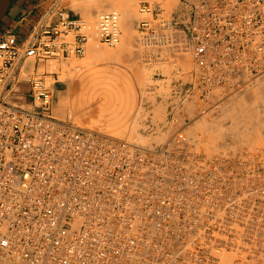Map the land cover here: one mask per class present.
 <instances>
[{
  "label": "built area",
  "instance_id": "1",
  "mask_svg": "<svg viewBox=\"0 0 264 264\" xmlns=\"http://www.w3.org/2000/svg\"><path fill=\"white\" fill-rule=\"evenodd\" d=\"M180 2L181 16L141 0L148 55L189 49L203 98L264 79V0ZM80 22L56 8L25 48L12 31L0 37V264H218L196 239L208 220L239 217V163L226 180L224 153L209 156L185 129L142 145L60 117L59 75L39 67L84 53L86 35L63 37ZM120 33V13L103 12L101 40Z\"/></svg>",
  "mask_w": 264,
  "mask_h": 264
},
{
  "label": "rangeland",
  "instance_id": "2",
  "mask_svg": "<svg viewBox=\"0 0 264 264\" xmlns=\"http://www.w3.org/2000/svg\"><path fill=\"white\" fill-rule=\"evenodd\" d=\"M159 1H163L168 15L173 14L177 5L183 7L180 0ZM140 3L141 0L64 1L63 9L68 11L71 17L81 20L82 29H72L67 36L63 35V37L74 41L76 35L84 34L87 39L84 44V53L71 55L60 61H50L46 66L42 64L39 67L40 72L46 69L57 72L61 82L66 84V89L58 101L56 112L62 118L80 127L100 131L103 126L93 124L96 121L103 122L98 112L102 110L105 116H111L113 113L109 108L102 109L100 106L106 103V106L110 107L113 103L117 104L125 100L133 115H136L138 121L135 119V122L139 126L138 124L135 126L136 132L134 127L128 126L125 132L123 130L124 134L118 133L119 136L116 138L142 145L164 143L176 130L187 128L185 130L189 131L191 129L190 132H187L191 134L192 128L194 131L196 127L197 130L194 132L197 135L194 132L192 135L197 137V141L201 142L200 145L203 144L202 142L205 143L202 148L210 149L207 152L211 157L220 151L231 153L227 156L226 153L222 154L225 155L224 163L230 170L228 174H231L230 177L227 175L226 180L232 178L231 181H233V176L236 173L231 172L234 166L232 165L233 159L241 163L236 168L239 171L237 179L241 184L239 217L237 219L208 220V233L199 236L196 242L198 240L199 243L206 244L211 263L217 257L219 258V260L216 259L218 264H264V83L261 82L264 79L257 80L256 84L252 83L248 86L247 90L252 89L250 91V93L253 92L252 98L258 95L254 99L251 98L247 104L238 102V105L228 106L230 101L239 97L238 94H241L242 91L232 94L228 92L230 95L224 92L227 96L224 93L222 95L227 97L229 103L224 99L228 104L222 100L221 105L213 107H218L216 110H212L213 113L206 111L212 107L211 103L217 101L219 94L212 93L203 98L193 91L195 60L189 49H178L175 46L166 45L162 49L153 47L154 55L147 54L148 48L142 45L139 38V21L144 16L140 11ZM127 5L132 7L131 18L127 15ZM113 10L120 13L121 39L115 45L102 41L99 35L100 15ZM93 21L96 24L97 34L93 32L94 27L91 24ZM92 41L97 42L98 48H107L113 52L107 56L104 63L99 60L97 53L91 51ZM105 66L107 67L105 68ZM31 67L33 68L30 70L33 72L34 65ZM103 68L106 70V76L98 77ZM256 86H260L257 87L258 90ZM62 87L63 85L59 83L58 92L62 91ZM259 94L262 95L259 96ZM228 96L233 97L229 98ZM21 98L25 99V97ZM93 100H95V105L91 104ZM194 100L197 101L194 102ZM61 101L63 107H59ZM196 108L198 109L196 110ZM199 110L201 113L203 112L202 116ZM207 114L210 117L214 116L210 118ZM202 118H206L205 121ZM201 119L203 120L201 123L205 124L207 128L205 126L202 128ZM188 122H191L190 125ZM188 125L190 129H188ZM199 125H201V129ZM105 131L110 134L114 133ZM154 135L155 138H153ZM157 135L161 138L166 136V138L161 141ZM230 147L232 148L230 149ZM236 155L239 158H236ZM252 166L255 168L252 169ZM225 207L232 208V204H226ZM230 211V208H226L225 216H228Z\"/></svg>",
  "mask_w": 264,
  "mask_h": 264
},
{
  "label": "bare ground",
  "instance_id": "3",
  "mask_svg": "<svg viewBox=\"0 0 264 264\" xmlns=\"http://www.w3.org/2000/svg\"><path fill=\"white\" fill-rule=\"evenodd\" d=\"M171 3V2H170ZM169 8V7H168ZM175 11H176V13L178 14V15H183V12H184V10H183V7L182 6H179V5H177L175 8ZM126 10H127V15L129 16V18H131V15H132V7H131V5H127L126 6ZM92 25H93V27H94V29H93V32L95 33V34H97V31H96V24H95V22L93 21L92 23H91ZM92 39V38H91ZM90 49H91V51H94V53H97L99 56H97V55H95V56H97L98 58H99V60L102 62V63H104L105 61H106V59H107V56L108 55H111V54H113V52L112 51H110L109 49H107V48H98L97 47V42L95 43V42H91V44H90ZM96 50V51H95ZM107 54V55H106ZM194 57V56H193ZM100 61H99V65H100ZM107 66H105V68H106ZM104 76H106V70L103 68L101 71H100V73L98 74V77H104ZM260 80V79H259ZM261 82H263L264 83V80L263 81H261ZM255 83V82H254ZM263 83H262V85H263ZM256 84V83H255ZM258 84H260V83H258ZM74 85V87H75V84H73ZM251 87V86H250ZM255 87V86H254ZM253 87V88H254ZM257 87H260V86H256V88ZM248 88V87H247ZM247 88H246V91H242V93L241 94H238L239 95V97H237L236 99H234L233 101L231 100L230 101V103L227 101L228 99H226L227 97V95L225 96V98L224 99H226V101L229 103H227V102H225V100H224V102L225 103H227L228 104V106H234V105H238V102L241 104V103H243V104H247L248 102H250L251 101V98H252V93L253 92H251L250 93V91H252V89L250 88L249 90H247ZM259 88H257V90H258ZM255 91H256V89H254ZM255 91H254V93H255ZM257 92V91H256ZM263 92V91H262ZM228 93V92H227ZM238 93V92H237ZM246 93V94H245ZM248 93H250V95H248ZM259 93H261L260 92V90H259ZM229 94V93H228ZM232 94V93H231ZM256 94V93H255ZM60 95V94H59ZM196 95H198V94H196ZM218 95V94H217ZM230 95V94H229ZM235 95H237V94H235ZM258 95V94H257ZM257 95H255L254 96V98L257 96ZM260 95H262V94H259V96ZM199 96V95H198ZM223 96V95H222ZM222 96H220L219 95V97H222ZM223 96V97H224ZM233 96H234V94H233ZM232 96V97H233ZM61 97H62V93H61ZM214 97V96H213ZM218 97V96H217ZM218 97V98H219ZM229 98H232L231 96H228ZM263 97V96H262ZM195 98V97H194ZM197 98V97H196ZM195 98V99H196ZM215 98V97H214ZM235 98V97H234ZM238 98H239V100H238ZM254 98H252V99H254ZM258 98V97H257ZM256 98V99H257ZM220 99V98H219ZM255 99V100H256ZM259 99H260V97H259ZM258 99V100H259ZM198 100V99H197ZM196 100V101H197ZM200 100V99H199ZM230 100V99H229ZM94 101L95 100H93L92 102H91V104H93V105H95V103H94ZM195 100H194V102H196ZM224 102H223V104H224ZM259 102V101H258ZM199 104V103H198ZM227 104H225V105H227ZM201 105V104H200ZM203 105V104H202ZM201 105V106H202ZM199 106V105H198ZM205 106H207V105H205ZM209 106V105H208ZM59 107H63V102L61 101L60 102V105H59ZM102 109H105V108H109L110 110H112L113 111V113L111 114V116H105L104 114H103V112H102V110L101 111H99L98 112V114L101 116V118L100 119H103V122L102 123H100V121L99 122H97L96 121V123L95 122H93V124H96V126H99V125H102L103 126V129L102 130H100V131H97V130H92V129H87V130H91V131H94V132H99V133H101V134H105V135H108V136H112V137H118L119 135H118V133H123V130H124V132H125V130H126V128L128 127V126H131L132 128L134 127V130H135V132H136V129H135V126L138 124H136V120L135 119H137V117H136V115H133V113L131 112V110H130V107H129V104L127 103V101H125V100H122V101H120L119 103H117V104H112L110 107L109 106H106V103L105 104H102L101 106H100ZM196 107H197V104H196ZM210 107V106H209ZM208 107V108H209ZM214 106H212V107H210L211 108V110H210V108H209V110H206V111H210L211 113H213V109H215L216 110V108H218V107H216V108H213ZM69 108V107H68ZM204 108V107H203ZM207 108V107H206ZM223 108V107H222ZM62 109V108H61ZM198 108H196V110H197ZM161 110H163V109H161ZM161 110H160V112H161ZM195 111V110H194ZM205 111V114L207 113ZM199 112H200V114H201V116H202V114H203V112L201 113V110H199ZM198 112V113H199ZM218 112V111H217ZM216 112V114H218ZM221 112V111H220ZM219 112V113H220ZM62 113V112H61ZM194 113V112H193ZM209 113V112H208ZM195 114H197V113H195ZM210 114V113H209ZM209 114H207V115H209ZM221 114V113H220ZM198 116V115H197ZM200 116V115H199ZM205 116V115H204ZM212 117L214 116V115H211ZM60 117H62V116H60ZM104 117H106V118H108V119H106L105 120V118ZM209 117H210V115H209ZM212 117H210V118H212ZM199 118V117H198ZM198 118H197V121H199L198 120ZM207 118V117H206ZM205 118V119H206ZM204 121H205V119L204 118H202ZM201 119V121H200V124L202 125L203 123H201V122H203V120ZM216 119V118H215ZM219 119V117L217 118V120ZM206 120H208V118L206 119ZM137 121H138V119H137ZM193 121V120H192ZM213 121V120H212ZM194 122V121H193ZM207 122V121H206ZM189 123V122H188ZM187 123V124H188ZM191 123V122H190ZM190 123H189V125H190ZM207 123H209V122H207ZM187 124H185L186 125V127H187ZM194 124H195V122H194ZM194 124H193V126H194ZM196 124H197V122H196ZM170 125V124H169ZM185 125H183V126H185ZM189 125H188V129H190L189 128ZM201 125H199L200 126V129H201ZM138 126H139V124H138ZM171 126V125H170ZM182 126V125H181ZM192 126V127H193ZM204 126H205V124H203V127L202 128H204ZM207 126H208V124H207ZM130 127V128H131ZM206 127V126H205ZM137 128V127H136ZM139 128V127H138ZM181 128V127H180ZM183 128V127H182ZM197 128H198V125H197ZM207 128V127H206ZM86 129V128H85ZM179 129V128H178ZM185 129H187V128H185ZM195 130H197L196 129V127L194 128ZM222 129V128H221ZM105 130H108L109 132H114L113 134L111 133H107ZM160 130V129H159ZM191 130V129H190ZM190 130L189 131H186V132H190ZM194 130V131H195ZM118 131H120V132H118ZM132 131V130H131ZM158 131V130H157ZM177 131V130H176ZM193 131V128H192V132H191V134L189 133V135L190 136H192V137H194L195 139L197 138V137H195V136H193L192 134H194V133H196V132H194ZM198 131H199V129H198ZM234 131V130H233ZM232 131V132H233ZM133 132V131H132ZM159 132V131H158ZM194 132V133H193ZM140 133V132H139ZM138 133V134H139ZM162 133V132H161ZM166 133V132H165ZM124 134V133H123ZM163 134V133H162ZM162 134H160V135H162ZM200 134V133H199ZM235 135H236V133H234ZM238 134V133H237ZM241 134V133H240ZM134 135V134H133ZM135 135H136V133H135ZM140 135V134H139ZM173 135V134H172ZM196 135H197V133H196ZM201 135V134H200ZM235 135H232V136H235ZM125 136V135H124ZM203 136V135H202ZM241 136H243V135H241ZM140 137V136H139ZM157 137L159 138V140H163V139H165L166 138V136H165V138H163L164 137V134H163V137L161 138V137H159L158 135H157ZM170 137V136H169ZM236 137V136H235ZM140 138H142V137H140ZM153 138H155V135H154V137ZM152 138V139H153ZM199 138V137H198ZM237 138V137H236ZM238 138H239V136H238ZM129 139V138H128ZM134 139V138H133ZM150 139V138H149ZM167 140V139H166ZM165 140V141H166ZM251 140H252V137H251ZM153 141V140H152ZM201 141V140H200ZM203 141V140H202ZM151 142V141H150ZM199 142V141H198ZM163 143V142H162ZM162 143H160L159 142V144H162ZM200 144H201V142H199ZM203 144H204V146H205V143L204 142H202ZM159 144H157V145H159ZM203 144L201 145V146H203ZM209 144V143H208ZM145 145V144H144ZM148 145V144H147ZM150 145H152V144H150ZM224 145V144H223ZM222 145V146H223ZM227 146V145H226ZM230 146V145H229ZM209 148V147H208ZM218 148V147H217ZM217 148L215 149L214 148V150H217ZM220 148V150H221V147H219ZM223 148V147H222ZM226 148V147H225ZM228 148V147H227ZM226 148V149H227ZM232 147H230V149H231ZM229 149V150H230ZM209 151H210V149H208ZM208 150H206V151H208ZM219 150V149H218ZM219 150V151H220ZM222 150H224L225 151V149H222ZM228 150V151H229ZM233 150L235 151V149H234V147H233ZM238 150V149H237ZM234 151H233V153H234ZM216 152V151H215ZM214 152V153H215ZM221 152V151H220ZM227 152V151H226ZM226 152H224V153H226ZM237 152V151H236ZM212 153H213V151H212ZM229 154H231V153H226L225 155L227 156V155H229ZM235 154H237V153H235ZM225 155H223V156H225ZM233 155V154H232ZM239 155V154H238ZM210 156V155H209ZM214 156V155H213ZM237 156V155H236ZM236 158H239L238 156L236 157ZM229 159V158H228ZM234 160V159H233ZM236 160V159H235ZM239 161V160H238ZM241 161V160H240ZM227 162V161H226ZM229 162V161H228ZM247 162V161H246ZM252 163H253V161H252ZM225 164V163H224ZM228 164V163H227ZM232 164V163H231ZM239 164H241V163H239ZM243 164V163H242ZM245 164V163H244ZM233 165V164H232ZM250 165V164H249ZM248 165V166H249ZM256 165V164H255ZM242 167V166H241ZM247 167V166H246ZM245 167V168H246ZM255 168V167H254ZM253 168V166H252V169H254ZM241 170V169H240ZM231 172H233V171H231ZM239 172V171H238ZM229 173V172H228ZM234 174V173H233ZM236 174V173H235ZM233 176V175H232ZM241 177V176H240ZM234 178V177H233ZM232 178H230L229 180H231ZM241 185V184H240Z\"/></svg>",
  "mask_w": 264,
  "mask_h": 264
},
{
  "label": "crops",
  "instance_id": "4",
  "mask_svg": "<svg viewBox=\"0 0 264 264\" xmlns=\"http://www.w3.org/2000/svg\"><path fill=\"white\" fill-rule=\"evenodd\" d=\"M64 1L12 0L9 12L0 25V37L5 32L12 31L17 35L23 48H25L40 35L41 24L46 20L49 11L56 8H64ZM37 68L36 70H38ZM60 84L63 87L62 91L58 92L59 101L61 93L66 89V84L63 81Z\"/></svg>",
  "mask_w": 264,
  "mask_h": 264
},
{
  "label": "water",
  "instance_id": "5",
  "mask_svg": "<svg viewBox=\"0 0 264 264\" xmlns=\"http://www.w3.org/2000/svg\"><path fill=\"white\" fill-rule=\"evenodd\" d=\"M12 0H0V25L7 16Z\"/></svg>",
  "mask_w": 264,
  "mask_h": 264
}]
</instances>
